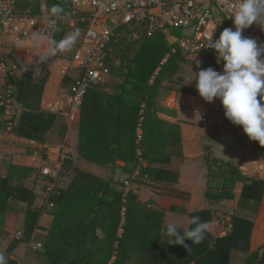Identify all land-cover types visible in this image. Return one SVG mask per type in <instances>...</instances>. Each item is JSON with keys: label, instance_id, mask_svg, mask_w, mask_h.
I'll use <instances>...</instances> for the list:
<instances>
[{"label": "trees", "instance_id": "16d2710c", "mask_svg": "<svg viewBox=\"0 0 264 264\" xmlns=\"http://www.w3.org/2000/svg\"><path fill=\"white\" fill-rule=\"evenodd\" d=\"M45 3L49 16L54 5L59 4L65 10L62 19H57L60 31H54L53 35L58 41L68 29L63 17L72 15V6L66 0H45ZM16 6L18 10L42 13L41 0H17ZM75 27H80L83 34L86 22L78 17ZM115 32L118 39L110 58L111 77L107 83L86 90L77 124L76 152L88 162L112 169L122 163L119 168L123 172L138 171L145 183L177 182L178 171L156 164L183 156L180 124L159 115L171 110L158 103V96L164 88L195 94L196 82L181 83L178 73L184 65L199 71L208 67L217 71V54L215 50L197 53L173 50L176 41L168 35L181 36L178 29L138 38H128L129 30L125 33L123 27ZM9 59L18 74L8 71L7 78L21 109L12 132L44 143L61 118L42 107L50 69L42 65L39 71H24V59L13 53ZM197 60L201 62L199 68ZM3 110L0 105V114ZM0 129H7L2 119ZM67 131V122L59 124V136L65 137ZM32 151L28 149L29 153ZM205 160L206 198L234 199L235 188L241 182L238 208L243 214H232L231 230L216 235L224 218L213 209L192 213V218L210 219L214 230L206 232L199 245L187 240L189 253L181 245L165 246L160 242L164 210L154 201L143 202L135 190H127L123 183L115 186L112 179L77 166L71 175L69 159L62 170L61 185L49 195L52 205L37 206L36 199L46 196L39 170L6 161L7 172L0 173V230L17 231L20 213L24 215L20 235L5 249L6 264H20L10 255L20 242H28L34 236L41 244L34 251L41 264H231L234 249L251 251L255 218L264 197V179L245 175L231 162L221 163L209 148ZM44 212L53 216L49 227L39 223ZM40 228L46 232L36 234ZM244 264H264V246L251 251Z\"/></svg>", "mask_w": 264, "mask_h": 264}, {"label": "crops", "instance_id": "0c3cea01", "mask_svg": "<svg viewBox=\"0 0 264 264\" xmlns=\"http://www.w3.org/2000/svg\"><path fill=\"white\" fill-rule=\"evenodd\" d=\"M42 2V14L49 16L46 9L45 0ZM70 21L73 18L68 17ZM44 24H48L46 18L42 19ZM217 28L214 30L218 39L223 27L219 21L218 14L216 16ZM64 34H71L74 31H79V37L74 46L56 56L54 63L48 66L50 69V77L46 84L42 107L44 100L54 97L62 88L65 87V78L63 69L65 61L69 59L66 55L78 48L82 40V29L79 27H67ZM170 29L166 31L169 32ZM48 31V28H47ZM54 32H50V39H53ZM170 40H174L172 34L168 35ZM17 40H23L26 44H30L29 38L20 39L17 36L6 31H0V62L4 66L0 67V76L4 77L6 71L13 70L18 74V70L12 67L9 59V54L13 53L22 59H26L27 50H18L15 47ZM199 70L190 65H184L177 75L178 81L184 84L195 82V73ZM76 72L73 70L69 75L72 80ZM69 80V81H70ZM158 103L171 110V112H160L159 115L169 121L178 122L182 133L183 156L173 157L168 163H156L157 165L166 167L179 172V180L177 182H143L145 179L139 175L138 171L133 174L125 173L119 168L122 163H118L115 169L106 166L98 165L99 169L94 172L99 173L114 181L115 186H120L118 183H123L127 190L133 189L139 195L143 202L154 201L164 212L163 227L167 222H174L178 227L189 226L187 222L192 218L191 214L200 210L216 211L218 216L224 218V223L219 227L216 235H224L231 230L226 226L228 219H231L232 214L240 211L238 208V199L242 191V183L238 182L235 188L236 197L234 199H222L212 201L206 198L205 191L207 189L208 167L205 160L207 148L213 153L216 158L223 161L231 162L238 166L247 176L255 178H263L264 174L259 170V165L264 163V146H261L258 141H252L243 131L242 126L234 125L225 117L222 102L219 99H214V102H206L196 89L195 94L176 92L174 90L164 88L158 96ZM205 112L209 117L207 124L201 121ZM67 122V121H66ZM29 138L18 136L8 129H0V173L5 174L7 168L5 162L11 160L17 164L30 165L31 155L28 152L30 148L27 144ZM78 142V132L76 134V146ZM75 146V148H76ZM146 164V163H144ZM88 169V168H84ZM91 170V169H89ZM93 171V169H92ZM44 197L39 196L36 199L35 205L43 204ZM243 214V213H241ZM23 213L19 216V229L17 231L0 230V253H3L5 259V249L9 243L20 235V229L23 221ZM53 216L44 212L39 220L40 225L49 227ZM210 222L212 225L211 231L214 230L213 222L210 219L202 220ZM191 227V226H190ZM227 229V230H226ZM182 234V229L179 230ZM44 234L45 229H38L36 234ZM210 232V231H209ZM187 243V240L185 241ZM40 242L35 236L28 242H20L11 253L10 257L17 260L21 264V260H25L28 256L38 249ZM165 246H168L166 242ZM264 246V197L260 211L255 218L254 228L251 236V251ZM251 251L233 250L231 264H244L245 259Z\"/></svg>", "mask_w": 264, "mask_h": 264}, {"label": "built area", "instance_id": "2783aa9c", "mask_svg": "<svg viewBox=\"0 0 264 264\" xmlns=\"http://www.w3.org/2000/svg\"><path fill=\"white\" fill-rule=\"evenodd\" d=\"M66 1L73 9L72 15L63 17L67 20L68 27H75L78 17L86 22L81 43L72 58L65 61L63 69L64 75H69L70 70L76 73L64 88L54 97L44 100L43 104L46 111L64 117L68 124L79 123L87 88L109 81L110 58H113V45L118 39V33L115 32L117 28L123 27L125 33L129 30L128 38L151 36L159 31L178 29L181 36L174 37L176 47L173 50L178 48L185 53L214 50L207 47L211 44L209 36L213 34V42L218 39L214 31L217 28V14L223 30L232 28L235 31L234 17L229 18L227 15L235 7L236 0ZM16 3L17 0H0V31L26 39L33 31L43 27V18L49 23L50 16L18 10ZM70 16L72 21L68 19ZM242 35L257 40L258 44L264 43V31L255 23L245 29ZM261 59H264V56ZM1 66H4L2 62ZM8 71L14 73L13 70ZM8 71L4 77L0 76V105L4 109L0 119L6 123L7 129L12 131L19 121L21 109L12 96L14 89L8 81ZM217 71L222 73L223 62L218 64ZM201 121L204 124L209 121L205 112ZM27 144L33 149L30 153L31 166L37 168L43 177L46 194L43 205L51 206L49 195L61 185L63 167L67 160L71 159L70 145L63 143L49 146L34 139H28ZM259 170L264 174V163L259 165ZM226 226L232 227L230 219Z\"/></svg>", "mask_w": 264, "mask_h": 264}, {"label": "clouds", "instance_id": "9594fccd", "mask_svg": "<svg viewBox=\"0 0 264 264\" xmlns=\"http://www.w3.org/2000/svg\"><path fill=\"white\" fill-rule=\"evenodd\" d=\"M64 13V8L59 4L52 6L49 23H43V27L31 33L30 44L23 40L15 42L16 49L27 50L23 61L24 71L36 72L42 65L51 66L57 55L74 46L79 37L78 30L58 41L49 36L50 32L60 31L56 20L62 19ZM227 16L234 17L235 31L225 28L214 42L212 34L208 37L211 44L207 47L215 50L217 64L223 62V71L218 72L212 67L201 68L195 73V87L206 102L219 99L225 117L234 125L242 126L250 140L264 146V59H261L264 56V43L258 44L257 40L242 35L254 23L264 31V0H236L235 7ZM200 63L196 61L198 68ZM187 224L189 226L178 227L174 222H167L161 230L160 242L181 245L189 253L190 247L185 241L199 245L205 233L212 228L210 222H203L199 217L191 218ZM0 264H6L3 253H0Z\"/></svg>", "mask_w": 264, "mask_h": 264}, {"label": "rangeland", "instance_id": "374dc122", "mask_svg": "<svg viewBox=\"0 0 264 264\" xmlns=\"http://www.w3.org/2000/svg\"><path fill=\"white\" fill-rule=\"evenodd\" d=\"M80 28V27H79ZM80 45V44H79ZM77 50V46L76 48H74L73 51H70L66 56L69 58H72V56L74 55V53ZM65 66V65H64ZM73 70H70V73H72ZM69 73V75H70ZM69 75H67V78H65V83L68 84L69 83ZM1 80V78H0ZM1 83V82H0ZM111 85V83H110ZM61 118H59V123L57 125V127H55L53 129V131L48 135L47 140L44 143L41 144H47L49 146H55V145H59V144H63V143H67L70 145V150H71V171L70 174L72 175V172L74 170V168L77 166L79 168H88V169H99L98 165L88 162L85 159H82L78 156L77 152H76V134H77V125L76 124H68V131L66 133L65 137H61L58 134L59 131V124L61 123H65L66 119L62 116H60ZM238 213H242L241 211H236ZM21 264H41V262L39 261V259L37 258V256L34 254V252L32 251V253L28 256V258H26L24 261L21 260Z\"/></svg>", "mask_w": 264, "mask_h": 264}]
</instances>
